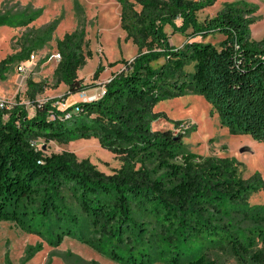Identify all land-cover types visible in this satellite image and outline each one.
I'll return each instance as SVG.
<instances>
[{
    "label": "trees",
    "instance_id": "trees-1",
    "mask_svg": "<svg viewBox=\"0 0 264 264\" xmlns=\"http://www.w3.org/2000/svg\"><path fill=\"white\" fill-rule=\"evenodd\" d=\"M117 1L126 40L138 53L110 63L124 66L104 83L103 95L79 101V112L74 105L61 109L55 103L63 99L38 101L46 85L29 79L35 113L20 102L0 108V221L46 235L52 244L69 236L98 251L106 247L121 264H153L166 256L165 264H220L192 247L197 238L229 244L241 264H264V205L250 204L251 195L264 189L262 175L244 177L228 157L188 150L190 130L175 131L181 120L173 121L174 129L153 128L167 118L155 110L161 100L195 93L231 133L264 143V38L254 39L251 29L257 5L226 2L201 20L199 12L217 0ZM168 25L186 36L182 46L171 42ZM217 34L223 37L218 43L207 40ZM57 48L55 74L67 95L94 87L78 77L93 57L84 30L66 33ZM32 50L2 59L0 78L8 63ZM104 68L99 64L94 80ZM92 137L119 157L118 169L106 173L73 151L48 154L40 147ZM70 256L72 264L84 262Z\"/></svg>",
    "mask_w": 264,
    "mask_h": 264
},
{
    "label": "rangeland",
    "instance_id": "rangeland-1",
    "mask_svg": "<svg viewBox=\"0 0 264 264\" xmlns=\"http://www.w3.org/2000/svg\"><path fill=\"white\" fill-rule=\"evenodd\" d=\"M230 1L236 0H217L215 5L200 11L199 18L203 20L216 14ZM244 1L257 5L256 20L251 26L252 37L263 39L264 0ZM120 12L117 0H0V62L8 56L25 54L33 47L31 53L35 55L33 59L26 57L6 65L0 78V99L23 103L33 115L35 109L27 96V82L32 79L46 85L45 90L37 95L38 101L44 103L59 98L66 105H73L79 99L78 93L74 97L73 94L68 96V86L57 82L55 71L58 60L51 59V56L59 53L57 43L66 33L81 29L93 57L88 58L79 69L78 77L85 83H95L94 87L85 90L89 94L101 92L104 83L124 66V63L112 66L110 63L131 60L138 53V47L132 40H126V33L120 25ZM166 31L176 46H182L187 40L181 33L174 34L170 25L166 26ZM222 38L217 34L207 40L216 44ZM21 63L26 64V74L18 69ZM99 64L105 68L98 80H94ZM155 110L164 112L167 118L154 121V129H174L173 121L181 120L175 131L190 130L184 138L188 150L202 156L228 157L239 163L244 177L259 172L264 178V143L249 134L231 133L227 126L222 125L219 113L213 110L203 95L187 93L166 98L156 105ZM44 145L48 154L70 150L79 158H89L106 173L113 172L122 164L116 154L100 146L94 137L75 139L69 143L40 142V147ZM250 204L264 205V189L251 195ZM156 233L160 235V230ZM85 234L91 237L88 227ZM191 245L220 264H241L235 249L229 244L212 245L205 238H197ZM261 246L258 241L256 248ZM70 254L82 257L84 262L80 264H121L110 257L106 247L98 251L69 236L59 245L52 244L46 235L26 232L12 221H0V264H72L76 260ZM167 259L168 256L157 257L153 264H165Z\"/></svg>",
    "mask_w": 264,
    "mask_h": 264
},
{
    "label": "built area",
    "instance_id": "built-area-1",
    "mask_svg": "<svg viewBox=\"0 0 264 264\" xmlns=\"http://www.w3.org/2000/svg\"><path fill=\"white\" fill-rule=\"evenodd\" d=\"M35 55L33 53H31L30 57L29 58H34ZM61 58V54L60 53H56V54H53L51 56V59H57L58 61L60 60ZM19 71H21L23 74H26L27 72V67H26V64L24 63H21L18 67ZM105 92L104 90V87H103V90L101 92H98V93H88L87 91L83 90V91H80L78 93V100L73 104L74 107H73V110L75 112H79L80 111V104H79V101H96L101 95H103ZM43 103V102H41ZM12 104L13 102H10V101H6L5 99H0V108H11L12 107ZM55 105H57L59 108L61 109H65L67 108L69 105H66L65 101L63 102H57L55 103ZM72 115L71 111H67L65 112V117L66 118H70Z\"/></svg>",
    "mask_w": 264,
    "mask_h": 264
},
{
    "label": "water",
    "instance_id": "water-1",
    "mask_svg": "<svg viewBox=\"0 0 264 264\" xmlns=\"http://www.w3.org/2000/svg\"><path fill=\"white\" fill-rule=\"evenodd\" d=\"M44 149L46 148V145H44V147H43Z\"/></svg>",
    "mask_w": 264,
    "mask_h": 264
},
{
    "label": "crops",
    "instance_id": "crops-1",
    "mask_svg": "<svg viewBox=\"0 0 264 264\" xmlns=\"http://www.w3.org/2000/svg\"><path fill=\"white\" fill-rule=\"evenodd\" d=\"M108 81V80H107ZM73 97L75 96V95H72Z\"/></svg>",
    "mask_w": 264,
    "mask_h": 264
}]
</instances>
